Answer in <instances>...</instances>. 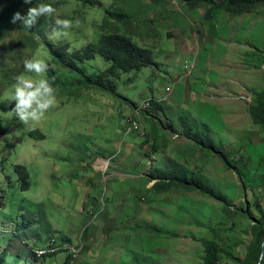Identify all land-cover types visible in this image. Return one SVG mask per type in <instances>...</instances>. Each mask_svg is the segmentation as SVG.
Segmentation results:
<instances>
[{
	"label": "rangeland",
	"instance_id": "rangeland-1",
	"mask_svg": "<svg viewBox=\"0 0 264 264\" xmlns=\"http://www.w3.org/2000/svg\"><path fill=\"white\" fill-rule=\"evenodd\" d=\"M88 1L37 0L55 7L53 17L39 18L30 30L10 21L0 44L1 68L13 65L23 45L18 62L43 55L58 83L56 105L35 124L16 118L15 102L7 99L12 86L0 98L7 131L0 137V255L5 252L11 264H65L68 251L34 257L55 240L75 249L83 245L72 264H204L202 242L216 240L243 261L251 231L239 212L249 207L256 219L264 214V129L248 113L253 92L264 90V7L206 19L205 5L191 8L184 0H90L99 5L93 7ZM107 11H123L131 22H117ZM55 19L79 23L68 38H58ZM115 33L151 50L158 63L140 73L108 76L119 98L88 90L81 76L54 64L46 45L68 44L72 53ZM78 66L89 77L111 68L100 56ZM147 102L161 111L140 115L144 136L128 134L133 105ZM182 119L190 121L185 128L196 125L195 132L211 135L235 170L201 155ZM32 131L45 140L31 139ZM170 160L232 207L181 189L153 193L152 175ZM16 166L30 174L27 192ZM138 227H156L170 238L137 232Z\"/></svg>",
	"mask_w": 264,
	"mask_h": 264
},
{
	"label": "trees",
	"instance_id": "trees-1",
	"mask_svg": "<svg viewBox=\"0 0 264 264\" xmlns=\"http://www.w3.org/2000/svg\"><path fill=\"white\" fill-rule=\"evenodd\" d=\"M184 1L186 2V5L191 8L205 5L208 8L206 19H211L219 12L240 16L250 15L257 9L264 7V0ZM87 4L93 7L98 3L89 0ZM36 5L37 0H32V4H25L24 0H0V44L4 42L6 27L12 20L13 14L17 11L22 14L27 13L28 8ZM106 15L111 19L124 24H129L131 22V17L126 15L123 11H107ZM40 21L43 22V19ZM50 24L52 26V22ZM46 45L54 64L70 73L81 76L88 90H100L112 93V95L118 98L120 96L116 94L114 86L107 82L108 76L114 75L116 72H121L123 74L135 72L140 73L144 69L158 67L154 53L151 50L139 47L130 37L118 33L104 35L96 44L88 45L85 49L72 53L69 52L70 46L68 44L53 46L46 43ZM22 47L23 45H19L18 51L15 52L12 66L9 67L6 65L4 69L1 68L4 63L0 59V98H2L6 90L15 83V77L24 72V61H22V64L21 62H18L19 51ZM97 56H100L106 63L111 64V68L104 74L89 77L87 76L85 69L80 68L78 64L84 65L93 62ZM47 73L48 78H50L54 86L57 87V72L53 71L51 65H49ZM253 95L254 101L252 105L249 106L248 113L252 124L257 128L264 129V90L254 91ZM133 108L137 109L136 105H133ZM151 111L159 112L161 109L155 102H153L151 109L146 110L143 113L147 114ZM181 121V123L184 124V129H186L188 134L193 137V142L201 155H213L223 162L227 170H235L231 165L229 154L222 151V149L216 145V142L211 135L208 133L199 134L195 132L199 129L196 125L190 127L187 126L185 128V122L189 123L190 121L186 119H182ZM158 123L160 126L163 125L161 120H158ZM207 129L209 128L206 125H203V130L207 131ZM6 135L7 131L3 128L0 122V137ZM29 137L36 141L45 140V136L40 131H32L29 134ZM14 171L22 191H29L31 188V181L27 168L16 166ZM151 179V183H154V185L150 190L155 194L162 195L169 193L173 189H181L187 192H195L207 199L214 200L221 204L224 209L232 207V203L224 195L219 194L214 188L204 184L200 179L195 177L193 172L188 171L186 167L175 161H167L166 166L158 168L155 174L152 175ZM239 213L250 223L251 231V243L247 248L244 260L239 261L232 254L223 250L216 240H206L202 242V247L204 249V264H261V262L264 264V255L262 257L264 252V214L261 215L260 219H256L249 207L242 208ZM136 231L170 238V234L162 232L156 227H138ZM7 258L5 252L0 255V264H6ZM46 258L49 257H44L43 259ZM70 263L71 257H67L65 264Z\"/></svg>",
	"mask_w": 264,
	"mask_h": 264
},
{
	"label": "clouds",
	"instance_id": "clouds-1",
	"mask_svg": "<svg viewBox=\"0 0 264 264\" xmlns=\"http://www.w3.org/2000/svg\"><path fill=\"white\" fill-rule=\"evenodd\" d=\"M25 4H32V0H24ZM56 12L51 3H39L30 7L26 14L17 11L13 14L11 22H20L21 27L30 30L34 28L41 17L50 18ZM53 34L56 37L68 38L73 24L79 23L70 19H55ZM24 72L15 77L12 91L7 96L8 101H14L16 118L23 124L37 123L41 121L46 113L57 103V88L52 80L46 76L49 64L46 58L37 53L31 59L23 62ZM32 74V75H28ZM11 264V257L7 258Z\"/></svg>",
	"mask_w": 264,
	"mask_h": 264
},
{
	"label": "built area",
	"instance_id": "built-area-1",
	"mask_svg": "<svg viewBox=\"0 0 264 264\" xmlns=\"http://www.w3.org/2000/svg\"><path fill=\"white\" fill-rule=\"evenodd\" d=\"M167 93L171 92V89H167ZM151 103H144L140 108L134 110V118L129 119L127 123V133L128 134H137L144 136V129L139 121L140 115L146 111L151 109ZM69 245H60L57 244V241L53 240L49 242L44 249L37 250L34 252V256L37 259H43L44 257H52L60 253L61 251H68L69 255L72 257L73 260L78 258V255L82 251L83 245L78 248L68 247Z\"/></svg>",
	"mask_w": 264,
	"mask_h": 264
},
{
	"label": "crops",
	"instance_id": "crops-1",
	"mask_svg": "<svg viewBox=\"0 0 264 264\" xmlns=\"http://www.w3.org/2000/svg\"><path fill=\"white\" fill-rule=\"evenodd\" d=\"M54 226V225H53ZM53 226H51L52 228H53ZM54 229H55V226H54ZM54 232H56V231H54ZM72 264V263H71ZM74 264V263H73Z\"/></svg>",
	"mask_w": 264,
	"mask_h": 264
},
{
	"label": "bare ground",
	"instance_id": "bare-ground-1",
	"mask_svg": "<svg viewBox=\"0 0 264 264\" xmlns=\"http://www.w3.org/2000/svg\"><path fill=\"white\" fill-rule=\"evenodd\" d=\"M107 165L104 164V169L106 168Z\"/></svg>",
	"mask_w": 264,
	"mask_h": 264
},
{
	"label": "water",
	"instance_id": "water-1",
	"mask_svg": "<svg viewBox=\"0 0 264 264\" xmlns=\"http://www.w3.org/2000/svg\"><path fill=\"white\" fill-rule=\"evenodd\" d=\"M263 255H264V252H263V254H262V257H263ZM261 264H262V262H261Z\"/></svg>",
	"mask_w": 264,
	"mask_h": 264
}]
</instances>
